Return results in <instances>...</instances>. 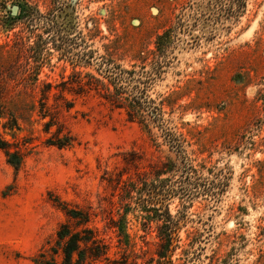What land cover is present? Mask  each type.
I'll list each match as a JSON object with an SVG mask.
<instances>
[{
    "label": "rangeland",
    "instance_id": "374dc122",
    "mask_svg": "<svg viewBox=\"0 0 264 264\" xmlns=\"http://www.w3.org/2000/svg\"><path fill=\"white\" fill-rule=\"evenodd\" d=\"M0 105L22 154L15 171L0 150V264H33L77 227L66 209L107 244L94 264H157L161 222L130 186L177 184L184 157L171 264H264V0H0Z\"/></svg>",
    "mask_w": 264,
    "mask_h": 264
},
{
    "label": "trees",
    "instance_id": "16d2710c",
    "mask_svg": "<svg viewBox=\"0 0 264 264\" xmlns=\"http://www.w3.org/2000/svg\"><path fill=\"white\" fill-rule=\"evenodd\" d=\"M130 106H138L144 110L148 109L149 101L130 100ZM156 117V113H154ZM0 122L3 128L9 130L18 129V118L10 111L0 105ZM47 125H50L47 123ZM55 144L58 147H64L71 144V139L68 136L58 138ZM0 150L6 157V162L16 171L22 163V154L19 150H10L9 143L0 136ZM174 166V165H172ZM179 174L177 184H171L168 177L158 179L159 184L149 181L150 174L139 180L133 181L129 190L130 200H133L132 193H136L135 204L140 209H151L155 211L157 220L161 223L158 225L159 244L155 252L157 256V264H171V254L178 246L180 238L178 237L177 229L178 222L174 221L173 216L169 213L168 204L166 201L173 195H181L180 197H189L193 195L192 189L196 187L194 182L196 179V169L188 162L185 157L181 165L177 167ZM173 167L164 169L163 172L176 171ZM160 173H155L153 178L159 177ZM152 178V179H153ZM148 180V181H147ZM159 205L156 207V204ZM163 209V212H159ZM66 215L78 222L77 227L72 228L69 223H62L55 231L53 243L48 247H42L33 257V264H94L96 261L106 258L108 246L105 241L100 238L96 231L89 226V215L87 212H82L75 209H66Z\"/></svg>",
    "mask_w": 264,
    "mask_h": 264
},
{
    "label": "water",
    "instance_id": "95a60500",
    "mask_svg": "<svg viewBox=\"0 0 264 264\" xmlns=\"http://www.w3.org/2000/svg\"><path fill=\"white\" fill-rule=\"evenodd\" d=\"M17 11H18V7L16 5H13L10 7V13L12 15H15L17 13Z\"/></svg>",
    "mask_w": 264,
    "mask_h": 264
}]
</instances>
